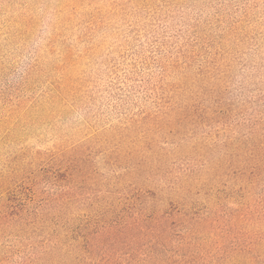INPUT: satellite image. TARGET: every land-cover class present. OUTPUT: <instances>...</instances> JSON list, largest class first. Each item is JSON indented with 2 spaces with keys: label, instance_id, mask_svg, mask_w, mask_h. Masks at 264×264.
I'll return each instance as SVG.
<instances>
[{
  "label": "rangeland",
  "instance_id": "374dc122",
  "mask_svg": "<svg viewBox=\"0 0 264 264\" xmlns=\"http://www.w3.org/2000/svg\"><path fill=\"white\" fill-rule=\"evenodd\" d=\"M204 101L222 122L182 123ZM255 124L264 126V0H0V220L51 211L76 167L97 181L80 186L86 200L152 184L133 177L163 154L152 181L169 189L200 175L199 213L203 193L218 190L254 211L221 245L223 259L249 264L245 246L264 238V176L220 179L229 155L219 146ZM0 229V264L57 263L49 235Z\"/></svg>",
  "mask_w": 264,
  "mask_h": 264
},
{
  "label": "trees",
  "instance_id": "16d2710c",
  "mask_svg": "<svg viewBox=\"0 0 264 264\" xmlns=\"http://www.w3.org/2000/svg\"><path fill=\"white\" fill-rule=\"evenodd\" d=\"M178 109H181V113L186 110L185 107ZM194 109L191 114H182L185 117L182 123L190 121L194 126L210 127L223 120V114L205 101L202 106ZM195 113L196 119L193 117ZM254 126L245 132L244 138L239 139L230 134L223 141L224 144L219 146L229 155L226 164L220 169V179L230 178L237 172L244 176L252 173L256 179L264 176V126ZM205 145L212 148L216 146L210 143V139H205ZM166 163L167 155L163 154L141 160L137 169L139 172L133 178L142 183L145 179L142 174L145 173L148 176L145 183L152 184L132 191H107L105 196L92 194L87 200L80 193V186L85 183L94 185L97 181L93 180L92 174L80 170L76 173V167L74 175H69L71 183L63 189L65 192L54 195L48 201L46 206L51 211L44 206L34 213L22 209L12 214L5 211L0 220V228L27 233L30 231L33 232L31 235L40 231L42 236L52 237L50 253L58 254L57 263L53 264L231 262V256H225L224 259L221 256L224 238L230 236L233 226L240 222H255L254 211L241 202H237L238 209L231 208L233 205L229 201L223 202L228 197L223 198L225 193L218 190L220 194L215 196L203 193L207 208L199 213L193 200L199 199L197 197L207 185L198 177L200 175H194L187 181L178 178L177 182L168 186L169 189L162 183H155L152 181L156 175L155 170L166 166ZM196 182L197 186H194ZM234 186L236 188L237 184ZM253 187L257 186L253 184ZM253 195L256 197V193ZM257 198L264 206V195L260 194ZM29 204V208L33 206ZM214 244L217 246L213 249ZM245 253L251 256L247 259L249 264H264V238L245 246ZM47 262L53 261L49 259Z\"/></svg>",
  "mask_w": 264,
  "mask_h": 264
}]
</instances>
